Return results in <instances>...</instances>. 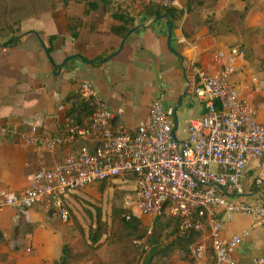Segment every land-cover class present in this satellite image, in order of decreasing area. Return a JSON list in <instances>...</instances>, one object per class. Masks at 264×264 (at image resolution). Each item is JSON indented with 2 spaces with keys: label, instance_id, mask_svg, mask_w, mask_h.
<instances>
[{
  "label": "built area",
  "instance_id": "built-area-1",
  "mask_svg": "<svg viewBox=\"0 0 264 264\" xmlns=\"http://www.w3.org/2000/svg\"><path fill=\"white\" fill-rule=\"evenodd\" d=\"M148 4L167 8L174 1L114 0L116 7L137 10ZM240 59V48L230 46L217 56L219 69L215 73L195 71L190 95L203 112L188 122L182 140L173 136L175 126L162 94L152 102L149 118L129 131L115 126V115L99 98L96 84L81 83L79 95L86 101L94 99L97 110L83 125L66 115L57 132L31 128L30 142L47 152L66 154L34 173L26 189H0V211L12 209L15 222L37 210L68 223L69 195L96 183L132 179L136 187L131 204L138 214L153 218L170 215L178 220L181 235L203 234L191 247L196 261H207L208 241L214 252L213 264H264V255L235 258V249L250 231L230 241L222 238L237 215L252 217V229H264V120L230 81ZM58 109L64 112L66 106Z\"/></svg>",
  "mask_w": 264,
  "mask_h": 264
},
{
  "label": "crops",
  "instance_id": "crops-1",
  "mask_svg": "<svg viewBox=\"0 0 264 264\" xmlns=\"http://www.w3.org/2000/svg\"><path fill=\"white\" fill-rule=\"evenodd\" d=\"M173 1L177 9H185L188 2ZM223 2L220 0L205 12L216 13ZM226 2L225 14L229 4L235 6L234 0ZM84 11V4L70 5L30 18L20 27V43L16 47H4L0 43L3 45L0 47V189L22 191L30 186L39 168L56 160L59 153L63 158L66 151L47 152L30 142L31 128L59 131L69 109L68 97L79 93L81 83L86 81L96 84L99 98L116 117L115 126L129 131L149 118L152 102L162 94L176 138L184 139L188 122L203 112L190 95L196 71L193 68L215 73L219 69L217 56L234 40L230 35H210L205 26L200 32L193 30L186 23L192 17L185 14L175 22L172 37V47L182 55L181 59L169 49L168 21L153 22L140 16L136 26H144L130 35L123 51L95 66L88 61L118 51L122 38L111 32L118 22L106 16L102 9L91 12L78 37L73 38L68 32V17H82ZM215 15L216 19L225 16ZM188 85V93L178 107ZM251 103L254 106L252 100ZM62 104L66 106L64 112L58 109ZM254 107L259 119L264 120V102ZM175 110L177 126L173 118ZM14 216L12 209L0 211V233L4 237L0 242V264L7 259L10 264H56L64 241L61 230L47 229L50 215L33 210L25 216V226L22 220L15 222ZM253 221L250 216L237 215L222 235L223 240L230 241L233 236L250 231V236L234 251L238 260L264 255V229H252ZM37 222L41 224L36 226ZM31 225H34L32 232L22 237L20 231Z\"/></svg>",
  "mask_w": 264,
  "mask_h": 264
},
{
  "label": "rangeland",
  "instance_id": "rangeland-1",
  "mask_svg": "<svg viewBox=\"0 0 264 264\" xmlns=\"http://www.w3.org/2000/svg\"><path fill=\"white\" fill-rule=\"evenodd\" d=\"M72 1L70 5L84 4L73 3ZM226 1L224 0L223 4L218 7L214 15H225L227 10ZM234 3L237 8H242V10L246 6L248 12L245 16H234L232 18L231 28L233 34L230 36L234 40L230 46L234 47L236 45L240 48L242 59L234 66L236 71L230 81L235 83L237 89L246 99L250 102L252 100L254 106L260 107L264 102V0H234ZM58 8L65 7L59 5L55 9ZM51 10H40L37 15L30 16L26 20L35 16L38 17V15L40 16V14L42 15ZM211 14L206 11L201 13V16L205 19ZM21 21L18 19L12 22L10 31L4 25H0V43L7 42L9 39L8 35L11 33L15 34L18 31V27H21L24 22L19 24ZM200 21V18L193 17L191 21L186 23L191 24L197 32H200L204 28L199 26ZM193 70L197 69L193 68ZM180 129H182V125H180ZM56 157V160L52 159L45 166H52L54 162L61 160L62 155L59 153V156ZM99 184L101 183L89 185L67 197L70 210L68 223H63L52 215H50V220H47V229L56 228L61 230L63 245L71 244L75 251L81 253L88 251L87 258L89 259L84 257L87 260L78 264H145V261L155 249H163L170 245L173 237L168 235L172 227L166 231L160 242L153 244L149 242L148 236L156 225V221L153 217L138 214L131 204L132 191L136 187V183L132 179H115L107 182L102 191L100 190L101 187H98ZM99 211L101 213V224L105 227L106 234L102 237L101 246L97 249L90 243V240L91 234L97 227V214ZM132 215L138 216L143 222L142 228H139L140 233H132L122 226V219L132 217ZM22 221L25 226L26 217H23ZM40 224V222L35 223L36 226ZM32 228H34V225H31L28 229L24 228V230L20 231L21 236H28L29 232H32ZM33 231L36 230L34 229ZM145 232L147 234L143 235ZM89 243L97 250H88L87 244ZM206 245L209 252L210 243L206 241ZM191 257L186 261L184 253L173 251L169 258L163 259V264H210L212 262L211 256H209L208 261L201 263ZM7 260L2 264H10Z\"/></svg>",
  "mask_w": 264,
  "mask_h": 264
},
{
  "label": "trees",
  "instance_id": "trees-1",
  "mask_svg": "<svg viewBox=\"0 0 264 264\" xmlns=\"http://www.w3.org/2000/svg\"><path fill=\"white\" fill-rule=\"evenodd\" d=\"M219 1L220 0H188L185 9H177L173 6L165 8L155 4H148L137 11V9L133 6L116 7L114 5V0H73V3H84L85 11L82 17H68V32L73 38H77L85 18H87L91 12L102 9L106 16H109L112 20L118 22V25L111 28V32L122 39L129 33L131 29L136 27V20L140 16H144L145 18L152 21L155 18L167 15L172 20L173 30H175V22L185 14L190 15L192 18H200L201 21L199 26L207 27L210 35H232V18L234 16H245L248 12V8L245 6L243 10H237L233 4H229L227 13L221 19H216L214 13L203 19L201 13L205 12V10H212ZM70 3L71 0H0V25H4L5 28L10 31L12 29L11 23L15 20H22L19 23L21 24L24 20H26V18L37 15L40 10H56L55 8H57L59 5L68 8ZM19 34L20 27H18V31H16L15 34L11 33L8 35L9 39L7 42H2L4 47H16L20 43ZM185 36L189 38V34L187 32L185 33ZM48 52H51V48L48 49ZM107 59V55L103 54L98 58L88 62L92 65L99 66L104 64ZM67 104L69 105V109L66 113L67 117H69L70 120L77 125H83L86 119L94 114V112L97 110V102L94 99L86 101L81 98L79 93L70 95L67 99ZM107 182L108 181H104L98 185V187H101V191ZM154 219L156 221V225L152 228V231L148 236L149 242L151 244L160 242L162 237H164L166 234V231H168L171 227L172 230L168 236L173 237V241H171L170 245L164 247L163 249H155V251L152 252V254L147 258L145 264H163V259L169 258L173 251H179L182 254L184 253V258L186 261H188L190 259L189 257H191L190 247L198 242L202 238L203 234L193 232L191 234L181 235L178 231V220L171 217L170 215H163ZM142 225V220L136 215H132L130 219H122L123 228L128 229L132 233H140L139 228H142ZM105 234V227H103L101 224V213L99 211L97 214V227L96 230L91 234L90 243H92L95 248L98 249L101 246V239ZM145 234L147 233H143V235ZM3 240L4 237L0 233V242ZM90 243L87 244V249L96 251L97 249L95 250ZM87 256L88 251H83L81 253L79 251H75L71 244H65L61 248V255L56 264H78L89 259ZM207 256V261L209 260V256H211L212 262L210 264H213L215 257L211 245ZM84 257L87 259H84Z\"/></svg>",
  "mask_w": 264,
  "mask_h": 264
},
{
  "label": "water",
  "instance_id": "water-1",
  "mask_svg": "<svg viewBox=\"0 0 264 264\" xmlns=\"http://www.w3.org/2000/svg\"><path fill=\"white\" fill-rule=\"evenodd\" d=\"M161 19H166V20L168 21V23H169V30H168V44H169V49H170V51H171L172 53H174L176 56H178L179 58L182 59V55L172 47V37H173V24H172V20H171L167 15H165V16H163V17L155 18V19L153 20V22L158 21V20H161ZM143 26H144V25L136 26V27H134L133 29H131V30L129 31V33H128V34L122 39V42H121V44H120V47H119L118 51H116L115 53H113L112 55H110V56L108 57V60H111V59H113L114 57H116L117 55H119V54L123 51L124 46H125V43H126L128 37H129L132 33L136 32L137 30H139L140 28H142ZM0 47H3V45L0 44ZM189 87H190V86L188 85V86H187V89H186V91H185V93H184V95H183V97L178 101V107H180V106L182 105V103H183V99L186 97V95H187V93H188V90H189ZM176 111H177V110H175V111L173 112V118H174V121H175V125L177 126V124H178V119H177V116H176ZM173 136H174V138L176 139L175 131H174ZM235 197H237V196H235Z\"/></svg>",
  "mask_w": 264,
  "mask_h": 264
}]
</instances>
